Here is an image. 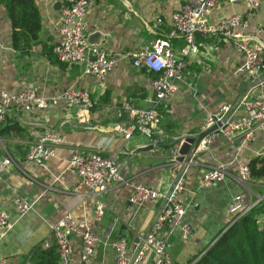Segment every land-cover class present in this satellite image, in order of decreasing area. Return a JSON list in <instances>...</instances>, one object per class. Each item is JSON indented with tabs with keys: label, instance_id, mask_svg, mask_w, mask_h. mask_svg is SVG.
<instances>
[{
	"label": "crops",
	"instance_id": "0c3cea01",
	"mask_svg": "<svg viewBox=\"0 0 264 264\" xmlns=\"http://www.w3.org/2000/svg\"><path fill=\"white\" fill-rule=\"evenodd\" d=\"M87 13L88 35L102 31L106 38L100 45L116 61L104 82L83 72V66L64 64L57 60L54 46L58 43L57 28L62 23L61 0H37L42 28L39 40L27 50L13 45L12 24L4 0H0V89L20 91L32 86L40 96H53L77 86L89 90L94 107L81 121L80 108L67 109L63 102L31 113L11 109L3 126L19 124L20 130L0 136V155H10L14 164L0 175V210L9 215L11 230L0 235V264H33L38 248L56 245L52 225L65 214L86 222L102 236L114 240L128 235L129 252L136 243L152 232L161 214L164 200L142 206L130 200L133 186L143 184L163 193L172 189L180 175L186 178L178 199L187 205L185 222L194 227V235L184 239L181 226L167 224L161 232L168 242L166 256L174 264H189L202 250L214 243L228 229L229 207L238 194L246 201L264 195V177L251 178L244 186L237 179L239 164H249L264 157V136L240 148L236 139L219 135L207 148L200 147L191 163L172 162L173 140L191 129H202L209 113L225 105L237 108V116L245 114L241 101H250L259 93L258 80H253L240 68L244 56L236 46L222 37L197 36L198 52L185 58L184 79L177 90L159 107V135L150 138L137 130L126 140L114 129L127 119L122 108L126 102L148 108L156 98L152 89L153 75L145 68L135 67L130 53L140 50L157 38L168 36L173 15L183 8L184 0H90ZM233 14H241L246 26L238 27L260 46L264 57V0L257 10H250L245 0L223 1L212 10L209 21L216 23ZM162 23H158V19ZM174 51L181 55L184 41L172 40ZM264 75V68H263ZM46 130L59 136L55 154L45 164L29 162L26 152ZM162 138L163 143L158 145ZM155 144L153 149L141 148ZM178 147V146H176ZM75 150L85 154L100 151L104 156L122 162L124 182L103 194L91 193L79 186L80 177L72 171L70 159ZM225 163L229 175L209 188L199 186V179L211 167ZM23 197L33 207L20 216L15 199ZM106 204L101 223L94 217L97 202ZM264 220V213L258 216ZM73 258L79 260L82 243L72 237ZM148 254L144 264H152ZM116 252L100 246L96 264H114Z\"/></svg>",
	"mask_w": 264,
	"mask_h": 264
},
{
	"label": "built area",
	"instance_id": "2783aa9c",
	"mask_svg": "<svg viewBox=\"0 0 264 264\" xmlns=\"http://www.w3.org/2000/svg\"><path fill=\"white\" fill-rule=\"evenodd\" d=\"M63 3L62 23L56 32L59 41L54 46V53L58 60L64 64H78L83 66V72L92 75L104 82L113 66L115 59L108 55L101 46L91 45L88 42L87 13L90 0H61ZM223 1L236 2L238 0H184L183 8L173 15L172 29L168 36L157 38L140 50L130 53L135 67L145 68L153 77L152 89L156 98L148 108H140L131 102H126L123 109L127 119L123 123L114 126L116 132L129 140L135 131L140 130L150 138L159 135L161 113L159 107L163 101L177 90L178 82L184 79L185 58L196 54L199 50L196 42L197 36L222 37L232 42L236 49L244 56L241 71L249 75L253 80H258L259 93L250 101H241L245 107V114L237 116V108L225 105L214 113H209L204 125L208 129L220 121L223 124L214 132L207 135L200 147L209 148L219 135L229 139H236L240 148L249 145L257 133L264 136V57L260 53V46L252 44L250 38L239 31L238 27L246 26L241 14H233L216 23L209 21V16L218 4ZM250 10H257L260 0H245ZM162 23V19H158ZM1 34V30H0ZM180 38L184 41L181 55H177L173 48L172 40ZM63 102L67 109L79 107L80 119L86 122V114L94 107V100L89 90L77 86H71L61 93L45 97L37 94L35 88L26 86L20 91L0 89V127L4 125L11 109H21L24 112L44 110ZM162 139V138H160ZM60 142L59 136L53 130H46L37 140L32 142L26 152V159L43 165L56 152V146ZM178 147L171 151L172 162L176 161ZM14 159L10 155L0 158V175L8 170ZM73 172L80 177L79 186H87L91 193L103 194L114 185L124 182L120 172L122 162L104 156L100 151L85 154L75 150L70 159ZM228 166L225 163L211 167L199 179V186L209 188L217 182L225 180L228 175ZM237 179L244 186L251 181L249 164H239ZM186 178L178 176L172 189L163 193L154 187L136 184L133 186L130 200L132 203L142 206L158 199L164 200L161 214L155 221L152 232L140 237L133 253L129 252L128 235L119 236L114 240L102 236L88 223L78 221L71 214H65L52 225V234L59 251V264H96V256L100 246L112 247L116 252L114 264H144L148 254H152V264H174L166 256L168 242L161 234L167 224L181 226V234L184 239L194 235L192 224L185 222L187 205L178 199L179 193L184 190ZM264 201V195H258L256 199L247 200L241 194L234 197L229 213L230 225L237 222L249 213L255 206ZM16 212L22 216L32 207L33 203L23 197H17L14 202ZM106 204L99 200L95 207L94 217L97 223H101L105 214ZM258 223H264L259 219ZM229 225V226H230ZM12 228L9 215L0 210V235H6ZM72 237H77L82 243L79 260L73 258Z\"/></svg>",
	"mask_w": 264,
	"mask_h": 264
},
{
	"label": "trees",
	"instance_id": "16d2710c",
	"mask_svg": "<svg viewBox=\"0 0 264 264\" xmlns=\"http://www.w3.org/2000/svg\"><path fill=\"white\" fill-rule=\"evenodd\" d=\"M4 2L13 28L14 47L18 50L31 48L38 42L42 28L37 0ZM18 130L19 124L2 125L0 136ZM2 153L3 151H0V155ZM249 166L251 178L264 177V157L255 158ZM261 213H264V201L230 225L214 243L198 253L189 264H264V223H258L260 219L258 216ZM32 261L33 264H59L57 245L46 249L38 248L32 256Z\"/></svg>",
	"mask_w": 264,
	"mask_h": 264
},
{
	"label": "water",
	"instance_id": "95a60500",
	"mask_svg": "<svg viewBox=\"0 0 264 264\" xmlns=\"http://www.w3.org/2000/svg\"><path fill=\"white\" fill-rule=\"evenodd\" d=\"M106 35L102 31H95L88 35V42L91 45L100 46L105 40ZM223 121L218 122L208 129H191L187 134L180 135L176 139L173 140V144L171 146H167L168 149L171 147L178 146V154L176 156V161L181 164H189L192 161L193 156L197 153L200 148L202 140L209 135L210 133L216 131L221 125ZM162 139H159L157 144H162ZM155 144H150L149 146H145L141 148L142 150L153 149ZM172 148V149H173Z\"/></svg>",
	"mask_w": 264,
	"mask_h": 264
}]
</instances>
